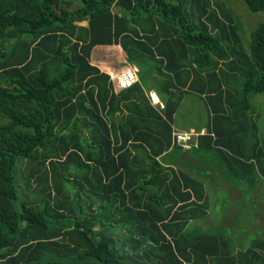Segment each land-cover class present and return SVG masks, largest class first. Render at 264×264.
I'll use <instances>...</instances> for the list:
<instances>
[{"label": "trees", "instance_id": "1", "mask_svg": "<svg viewBox=\"0 0 264 264\" xmlns=\"http://www.w3.org/2000/svg\"><path fill=\"white\" fill-rule=\"evenodd\" d=\"M174 1L80 0L78 7H72L74 0H0V117L5 120L0 123V264H140L139 247L145 242L157 253L159 264L205 263L203 254L199 253L201 237L184 240L180 252L176 240L169 244L161 234L152 236L151 231L157 228L150 222L128 220L120 224L119 218L131 212L130 209L113 212L117 219L105 217L112 207L124 204L122 191L127 188L124 184L121 186V157L114 156L119 149L112 147V153L109 150L103 118L98 115L104 112V101L107 118L118 111L117 104L110 109L114 100L118 102V94L108 95L107 90L111 88L108 77L88 64L92 47L119 45L127 62L139 66V77L149 59L156 58L155 63L162 64L166 72L179 69L170 64V56L178 65L190 57L195 67H200L201 60L209 66L210 56L228 66L234 65L241 78L239 108L233 117L239 126L248 121V97L253 94L264 97V21L250 32L249 55L242 57L234 48L237 42L234 25L222 8L211 9L202 0L206 8L202 10L205 23L199 29L186 11L188 1ZM243 2L251 13L264 12V0ZM112 7L121 14H114ZM149 8V15L154 14L160 20L156 29H166L167 34L152 32L153 23L149 22L150 30H145L149 37L144 40L152 48L141 51L135 27L146 26L150 16L139 17L140 11ZM79 23H85V27L77 26ZM25 38L30 43H25ZM55 59L59 61L60 71L48 77L45 63ZM216 64L212 62L211 67ZM133 87L123 91L122 97L133 93ZM80 90H84L83 96L76 97L74 105L73 94ZM85 100L90 102L91 109L82 106ZM21 104L34 106L35 113L11 106ZM166 104L162 117L156 118L169 135L167 123L176 102ZM222 110H211L213 125L215 121H225L226 118H220ZM74 114L90 118L99 126L83 121L82 128L87 134L79 137L77 125L81 121H73ZM211 130L214 145L219 142L226 148L214 129ZM229 135L241 134L230 132ZM203 140L211 141L209 137H201L198 145ZM46 148L57 150L56 164H51V159L39 160L37 152ZM160 150L152 154L157 155ZM227 151L240 176L253 174V168L257 167L256 173L264 177L258 156L252 160L254 164L246 162L236 151ZM20 160L25 161L26 177L49 182L41 188L44 195L38 207L17 201L14 169ZM71 171L81 172V181L90 188L92 197L105 203L98 207L96 214H86L82 209L85 203L63 185V173L70 176ZM257 174L252 178L257 179ZM123 228L146 237L114 238ZM223 262L264 264V243L256 241L252 248Z\"/></svg>", "mask_w": 264, "mask_h": 264}, {"label": "crops", "instance_id": "2", "mask_svg": "<svg viewBox=\"0 0 264 264\" xmlns=\"http://www.w3.org/2000/svg\"><path fill=\"white\" fill-rule=\"evenodd\" d=\"M187 1L186 11L193 16L195 28L200 29V25L205 23L202 10L206 8L202 0ZM112 12L121 14L115 7H112ZM150 12V8L148 11H140L139 18L150 16ZM149 22L153 23L152 32L164 36L167 34L166 29H156L160 20L152 14L146 26L135 27L139 36L138 43L142 44L141 51L152 48L144 40L149 37L145 32L150 30ZM83 24L81 27H85V23ZM136 52L139 54V45ZM155 59H149L146 70L140 72L139 77V66L127 62L119 45L94 46L89 52L88 64L108 77L107 83L111 85L107 90L108 95L118 94V102L114 100L110 106L111 109L117 104L118 111L107 118L104 115L107 109L104 101V112L98 115L103 118L109 150L112 153V147L119 149L114 156L117 154L121 157V186L124 184L127 189L122 191L124 204L112 207L105 217L117 219V214L113 212L122 211L123 208L130 209L131 212L120 217L119 222H150L157 228L156 231H151L152 236L161 234L169 244L176 240L180 252L184 247V240L201 237L199 253L204 256V264H224L223 260L227 257H236L252 248L256 241L264 243V216L261 213L257 216L254 212L253 217L258 222H254L257 227H251L246 224L247 215L237 216L238 213L232 209L234 204L249 202L255 198L256 191L264 188V177L256 173L257 167L253 168V174L240 176L239 168L227 151L238 152L249 163H254L252 160L258 156L260 167L264 171V139L263 142L256 143V116L249 113L250 103L256 104V98L261 97L256 96L258 94L248 97V121L246 125L244 123L239 126L233 117L239 108L241 78L234 65L228 66L213 56L209 58V66L201 60L200 67H195L190 62V57L178 65V61L172 60L170 56V64L179 66V69L166 72L162 64L159 66L155 63ZM212 62L217 63L215 67H211ZM128 67L136 69V82L131 89L134 90L133 93L122 97L123 91L127 90L115 88L114 80ZM83 92L84 90H80L73 94L71 102L74 105L76 97L83 96ZM168 102H176L171 120L167 123L169 135L156 118L162 117L161 113ZM82 106L87 109L92 107L86 100L82 102ZM96 106L98 107L97 104ZM220 108L223 109L220 118L226 119L223 122L215 121L213 125L211 110L220 111ZM76 119L81 121L77 125L79 137H86L87 134V130L82 128L83 121L99 126L90 118L74 114L73 121ZM212 128L220 138L218 140L226 144V148L217 140L218 145H214ZM174 132L194 134V146L182 150L173 145L171 135ZM230 132L241 135L230 136ZM201 137H209L211 141L203 140L198 145ZM157 150H160L159 154L153 155L152 151ZM149 158L157 163V167L150 164ZM256 174L260 182L252 178ZM82 177L81 172H76L73 176V181L82 186L74 184L72 192L85 203L82 204L85 213L93 215L105 203L92 197L90 188L81 181ZM217 222L218 225L215 226ZM252 229H258L260 236L250 235ZM141 234L139 232L138 236L135 230L130 232L123 228L114 238L127 240L146 237ZM138 255L140 264H159L157 253L148 248V242L140 245Z\"/></svg>", "mask_w": 264, "mask_h": 264}, {"label": "rangeland", "instance_id": "3", "mask_svg": "<svg viewBox=\"0 0 264 264\" xmlns=\"http://www.w3.org/2000/svg\"><path fill=\"white\" fill-rule=\"evenodd\" d=\"M210 8H222L221 11L228 15L234 28L236 30L237 35V42L234 44V48L246 57L249 55V34L251 31L255 29V27L264 21V12H257L251 13L247 10L246 6L244 5L243 0H205ZM80 5V0H74L72 7H78ZM220 12V11H219ZM83 23L78 24L77 26H82ZM84 25V24H83ZM25 43H30L29 39L25 38ZM19 51V50H18ZM17 51V52H18ZM241 58V57H240ZM249 60V59H248ZM250 61V60H249ZM46 70L48 72V77L54 76L60 71V64L57 59L55 60H48L45 63ZM261 98H256V104L250 103L249 113L255 115L256 117V126L258 129L256 137V143L263 142L264 139V97L262 95H256ZM253 99V97H251ZM250 100V98H249ZM12 107L22 110L23 112H33L35 113L34 106L30 104H21V105H11ZM186 109V108H185ZM5 122L3 118L0 117V123ZM264 143V142H263ZM39 160H43L44 162L48 159H51V164H56V160L58 158L57 150L53 148H46L45 150H39L37 152ZM24 167L25 161L20 160L17 162V165L14 169L15 171V183L17 187V201H25L28 205H33L38 207L41 197H43L44 192L41 191L42 186L49 185L48 180L44 181H36L37 178H28L24 175ZM47 174V169L44 166L43 169ZM70 176L63 173V185L71 189L74 186L73 183V176L76 174L75 171L70 172ZM41 177V178H40ZM253 177V176H252ZM39 178L42 179V173L40 172ZM68 179H71L68 180ZM256 182H260L258 179H254ZM57 183H59L57 181ZM50 196L55 197L52 195L51 189L49 188ZM255 198L251 199L249 202L245 203H238L232 206V209L238 213L237 216L244 217L247 215L248 221L246 222L247 225L254 227L256 226L254 222H258L253 217L254 212L257 216L260 215L264 216V188L260 191H256ZM218 225V222L215 226ZM246 227V226H244ZM257 227V226H256ZM257 234L260 236V232L258 229H252L250 235ZM20 244H23L21 240H19Z\"/></svg>", "mask_w": 264, "mask_h": 264}, {"label": "built area", "instance_id": "4", "mask_svg": "<svg viewBox=\"0 0 264 264\" xmlns=\"http://www.w3.org/2000/svg\"><path fill=\"white\" fill-rule=\"evenodd\" d=\"M135 82L136 69L134 67H128L115 78L114 85L117 89H127L130 88ZM192 138H195V135L192 133L185 134L174 132L171 135V142L180 149L187 150L194 146Z\"/></svg>", "mask_w": 264, "mask_h": 264}]
</instances>
